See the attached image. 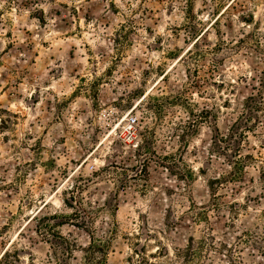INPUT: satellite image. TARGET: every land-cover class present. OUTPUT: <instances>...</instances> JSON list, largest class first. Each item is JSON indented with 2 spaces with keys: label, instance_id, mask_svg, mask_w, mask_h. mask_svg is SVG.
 Returning a JSON list of instances; mask_svg holds the SVG:
<instances>
[{
  "label": "rangeland",
  "instance_id": "rangeland-1",
  "mask_svg": "<svg viewBox=\"0 0 264 264\" xmlns=\"http://www.w3.org/2000/svg\"><path fill=\"white\" fill-rule=\"evenodd\" d=\"M260 160L264 0H0V264H84L113 222L106 264H264ZM66 199L87 228L37 235Z\"/></svg>",
  "mask_w": 264,
  "mask_h": 264
},
{
  "label": "trees",
  "instance_id": "trees-1",
  "mask_svg": "<svg viewBox=\"0 0 264 264\" xmlns=\"http://www.w3.org/2000/svg\"><path fill=\"white\" fill-rule=\"evenodd\" d=\"M162 101V106L163 103L169 102V99L167 97H163L161 99ZM161 109V108H160ZM256 111H260L259 107H256L255 109ZM205 112L207 113V111H200L198 113V115H196L195 119L191 122L188 123V126H185L184 128L186 129L185 132H193L194 128H196V126L200 123L206 122V117H205ZM235 125V123H234ZM233 125V126H234ZM217 131V129H216ZM250 131V130H249ZM144 132H146V134L150 135V136H154V133H149V130L144 129ZM217 138L219 141H225L229 138H235L238 140H242L245 141V135L243 133H239L238 137L233 136V133H229L227 136H220L219 134H217ZM152 144L150 143L149 140H147L146 137V141H145V145L143 147V150L145 152V154H152V156H156L154 154V151L151 148ZM241 148V147H239ZM237 155L235 157V161L232 163L233 165H229L231 168V171L226 174V175H222L219 176L218 178H214L210 181V184H208V187L210 189V192L212 193V199H217L218 195L215 192L214 187H216V185H220L223 183H231V182H235V181H239L245 171V168L248 164L249 161H258L254 158H252L249 155H245L242 156L240 154V150L238 149L237 151ZM159 158L161 161L167 160V159H171L172 155H166L164 157H157ZM148 159V158H147ZM147 159L144 160V162L147 161ZM143 162V163H144ZM162 164V163H159ZM259 168H260V180L262 182V185L264 186V161L260 160L259 161ZM113 170V171H112ZM103 172V173H102ZM128 170L127 169H121L118 170L117 167H106L104 169L101 170L100 173L102 174H98L96 172L93 173L94 176H105L106 178H108L111 175H119L123 177V181H120L118 188L117 189H124L126 187L129 186V183L131 181H135L137 178L140 180L142 178V176H140V174L142 173L141 170H139V172H137L135 175H128ZM140 176V177H139ZM63 205L68 208L69 210H72V213L70 214H64L58 211H54L52 213H47V214H41L39 216H35L33 218V220L37 223L36 226V231L35 233L37 235H39L42 238L45 237H49V236H55L54 234L56 233V229L59 227H63L65 225H71L77 228H81V229H85L87 228V225L85 224V221L82 220V217L80 215V212H77V210H74V204H70L68 202V200H63L62 201ZM78 208L80 209V211H82L83 215H85L87 217V220L90 221V224H92L91 222L96 219V216H98L99 214L105 213V209L102 207H97V208H93L91 206H88L86 204L83 203H78ZM87 207V208H86ZM42 209H48V206L45 205ZM41 212V211H40ZM40 212L38 214H40ZM74 223V224H73ZM116 223L113 222L112 226L109 228L108 230V234H109V241L108 240H101V239H96L94 238L92 235L90 236V243L89 246L87 247L86 250H82L85 254L84 257V264H93L96 259L94 258V256L99 253L101 254V259L99 260V264H106V252L109 250L108 248H110L111 246V239L110 237H112V235L116 232ZM87 232V231H86ZM74 245H69V248L66 249V252L68 253V256H72V252H74ZM198 253L193 254V257H197ZM192 260L188 261L187 264H192Z\"/></svg>",
  "mask_w": 264,
  "mask_h": 264
}]
</instances>
